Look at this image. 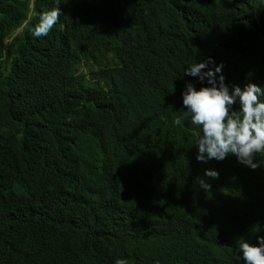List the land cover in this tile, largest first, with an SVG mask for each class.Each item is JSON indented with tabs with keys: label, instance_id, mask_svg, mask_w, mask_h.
Here are the masks:
<instances>
[{
	"label": "trees",
	"instance_id": "16d2710c",
	"mask_svg": "<svg viewBox=\"0 0 264 264\" xmlns=\"http://www.w3.org/2000/svg\"><path fill=\"white\" fill-rule=\"evenodd\" d=\"M59 4L37 38L56 0H0V264H243L264 153L198 162L200 129L173 122L186 83L208 86L184 75L196 61L264 88V0Z\"/></svg>",
	"mask_w": 264,
	"mask_h": 264
},
{
	"label": "clouds",
	"instance_id": "9594fccd",
	"mask_svg": "<svg viewBox=\"0 0 264 264\" xmlns=\"http://www.w3.org/2000/svg\"><path fill=\"white\" fill-rule=\"evenodd\" d=\"M57 6L40 15L39 23L32 34L40 38L47 36L59 22L62 15L59 0ZM223 64L215 65L211 58L203 62H194L184 70V75L207 82L208 86L199 90L192 83H186L182 93V103L186 108L182 117L174 120L180 125L182 119H190L192 125L200 129L194 144L197 146L196 160L207 163L210 160L223 161L235 156L237 161L255 170L261 163L255 160L264 153V88L252 83L241 87L233 85L231 89L225 83L222 74ZM239 103V110L233 106ZM204 177L218 179L219 173L207 169ZM199 186L206 192L211 185L205 179H198ZM264 187V182L262 183ZM238 257L243 264H264V237H257L258 246L244 238L238 239ZM115 264H129L126 259H117Z\"/></svg>",
	"mask_w": 264,
	"mask_h": 264
},
{
	"label": "bare ground",
	"instance_id": "6f19581e",
	"mask_svg": "<svg viewBox=\"0 0 264 264\" xmlns=\"http://www.w3.org/2000/svg\"><path fill=\"white\" fill-rule=\"evenodd\" d=\"M220 195H221V194H220ZM220 195H219V196H220Z\"/></svg>",
	"mask_w": 264,
	"mask_h": 264
},
{
	"label": "rangeland",
	"instance_id": "374dc122",
	"mask_svg": "<svg viewBox=\"0 0 264 264\" xmlns=\"http://www.w3.org/2000/svg\"><path fill=\"white\" fill-rule=\"evenodd\" d=\"M84 70V69H83Z\"/></svg>",
	"mask_w": 264,
	"mask_h": 264
}]
</instances>
